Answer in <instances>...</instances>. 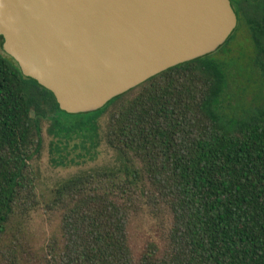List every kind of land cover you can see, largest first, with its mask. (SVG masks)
<instances>
[{"label": "trees", "instance_id": "obj_1", "mask_svg": "<svg viewBox=\"0 0 264 264\" xmlns=\"http://www.w3.org/2000/svg\"><path fill=\"white\" fill-rule=\"evenodd\" d=\"M238 26L217 52L171 68L113 99L110 148L139 165L126 176L94 170L58 186L48 210L59 224L37 247L31 162L43 124L61 152L80 138L91 154L99 118L65 124L54 94L26 78L0 36V264H264V106L228 113L231 42L246 33L264 78V0H230ZM231 62V63H229ZM83 156V155H81ZM65 157L61 156V162ZM60 162V163H61ZM167 219L162 245L135 253L130 227L145 208Z\"/></svg>", "mask_w": 264, "mask_h": 264}, {"label": "water", "instance_id": "obj_2", "mask_svg": "<svg viewBox=\"0 0 264 264\" xmlns=\"http://www.w3.org/2000/svg\"><path fill=\"white\" fill-rule=\"evenodd\" d=\"M237 26L230 0H0L3 51L73 115L217 52Z\"/></svg>", "mask_w": 264, "mask_h": 264}, {"label": "rangeland", "instance_id": "obj_3", "mask_svg": "<svg viewBox=\"0 0 264 264\" xmlns=\"http://www.w3.org/2000/svg\"><path fill=\"white\" fill-rule=\"evenodd\" d=\"M231 53L226 61H232L229 70L228 89L223 99V107L228 113L245 116L254 113L264 106V78L260 66L255 61V53L249 36L245 33L231 42ZM109 103L99 118L97 147L91 154H86L80 147V138L75 140L67 150L60 153L54 150L57 144L55 134H52V120L43 124L44 146L39 157L31 162V167L37 177L36 193L38 206L32 214L29 230L37 247H44L50 237L56 233L58 218L48 210L55 189L80 174L94 170L120 171L123 176L132 173L139 167L128 163L118 152L109 147L106 141L107 125L112 111L119 106L120 101ZM92 115L58 116L65 124L79 122L88 123ZM83 155V156H81ZM61 156L65 157L61 162ZM61 162V163H60ZM167 219L157 211L146 207L134 218L130 234L135 253L141 254L154 245H162L167 229Z\"/></svg>", "mask_w": 264, "mask_h": 264}]
</instances>
